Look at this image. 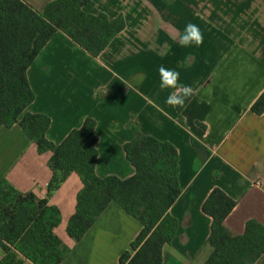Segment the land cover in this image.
Segmentation results:
<instances>
[{
    "label": "crops",
    "instance_id": "0c3cea01",
    "mask_svg": "<svg viewBox=\"0 0 264 264\" xmlns=\"http://www.w3.org/2000/svg\"><path fill=\"white\" fill-rule=\"evenodd\" d=\"M22 1L42 12L54 0ZM91 1L89 14L110 20L121 15L125 28L96 58L56 32L27 69L35 98L26 111L49 118L45 138L54 145L93 119L99 178L134 175L123 151L134 138L130 123L170 143L181 193L169 209L178 228L161 249L162 264H203L211 219L202 204L213 189L236 202L223 223L231 234L241 235L248 221L264 227V112L250 110L264 91V0ZM189 22L204 34L200 47L178 42ZM161 65L194 89L181 112L165 103L170 90L159 87ZM191 140L209 151L204 162ZM50 157L38 154L18 125L0 128V181L18 192L46 198ZM81 187L71 173L48 197L60 214L54 233L69 250L62 264H118L141 225L110 203L74 243L66 227ZM3 255L0 249V260ZM254 264H264V256Z\"/></svg>",
    "mask_w": 264,
    "mask_h": 264
},
{
    "label": "trees",
    "instance_id": "16d2710c",
    "mask_svg": "<svg viewBox=\"0 0 264 264\" xmlns=\"http://www.w3.org/2000/svg\"><path fill=\"white\" fill-rule=\"evenodd\" d=\"M93 6L91 0H54L38 12L22 0H0V128L16 124L35 144L38 154L51 153L48 167L52 173L46 198L33 192L22 194L0 181V249L4 254L0 264H62L69 250L54 233L60 214L49 205L48 197L71 173L77 174L82 184L66 227L74 243L110 203L141 225L118 264H162L161 249L177 232L178 222L169 215V209L181 189L178 155L170 143L142 134L130 123L134 138L124 144L123 151L134 175L124 180L99 178L95 175L97 137L93 119L86 118L80 128L54 145L45 138L49 118L26 111L35 98L27 69L56 32L96 58L125 28L121 15L110 20L104 14H89ZM175 109L181 112L184 108ZM250 110L257 116L263 114L264 91ZM191 144L204 162L209 151L194 140ZM235 206L234 200L216 188L202 204V212L211 219L207 239L210 253L203 264H254L264 256V227L248 221L241 235H233L224 226Z\"/></svg>",
    "mask_w": 264,
    "mask_h": 264
},
{
    "label": "clouds",
    "instance_id": "9594fccd",
    "mask_svg": "<svg viewBox=\"0 0 264 264\" xmlns=\"http://www.w3.org/2000/svg\"><path fill=\"white\" fill-rule=\"evenodd\" d=\"M178 42L182 47H189L191 45L200 47L204 43V34L197 24L189 22L185 25ZM158 72L160 89L170 90L165 103L171 107L184 108L186 101L190 100L194 94L192 86L181 83L180 73L175 69H168L161 65L158 68Z\"/></svg>",
    "mask_w": 264,
    "mask_h": 264
}]
</instances>
